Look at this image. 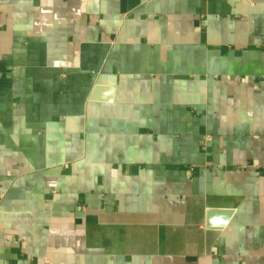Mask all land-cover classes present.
Wrapping results in <instances>:
<instances>
[{"label": "crops", "instance_id": "1", "mask_svg": "<svg viewBox=\"0 0 264 264\" xmlns=\"http://www.w3.org/2000/svg\"><path fill=\"white\" fill-rule=\"evenodd\" d=\"M0 264H264V0H0Z\"/></svg>", "mask_w": 264, "mask_h": 264}, {"label": "water", "instance_id": "2", "mask_svg": "<svg viewBox=\"0 0 264 264\" xmlns=\"http://www.w3.org/2000/svg\"><path fill=\"white\" fill-rule=\"evenodd\" d=\"M231 214V210H208L206 212V228L221 229L224 225H226Z\"/></svg>", "mask_w": 264, "mask_h": 264}, {"label": "built area", "instance_id": "3", "mask_svg": "<svg viewBox=\"0 0 264 264\" xmlns=\"http://www.w3.org/2000/svg\"><path fill=\"white\" fill-rule=\"evenodd\" d=\"M246 2H248L249 4H252V0H245Z\"/></svg>", "mask_w": 264, "mask_h": 264}]
</instances>
